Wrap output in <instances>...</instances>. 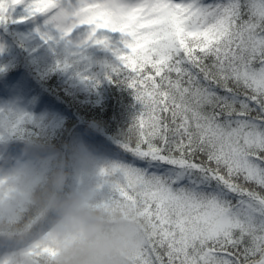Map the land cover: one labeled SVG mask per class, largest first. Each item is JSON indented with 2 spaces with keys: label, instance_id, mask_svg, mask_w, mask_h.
<instances>
[{
  "label": "snow or ice",
  "instance_id": "obj_1",
  "mask_svg": "<svg viewBox=\"0 0 264 264\" xmlns=\"http://www.w3.org/2000/svg\"><path fill=\"white\" fill-rule=\"evenodd\" d=\"M41 19L57 68L107 50L140 105L104 189L146 221L137 264H264V0H0V26ZM31 122L0 109V139Z\"/></svg>",
  "mask_w": 264,
  "mask_h": 264
},
{
  "label": "clouds",
  "instance_id": "obj_2",
  "mask_svg": "<svg viewBox=\"0 0 264 264\" xmlns=\"http://www.w3.org/2000/svg\"><path fill=\"white\" fill-rule=\"evenodd\" d=\"M113 162L82 142L57 148L43 133L27 137L18 161L0 166V259L137 264L146 221L135 205L104 191L123 179Z\"/></svg>",
  "mask_w": 264,
  "mask_h": 264
},
{
  "label": "trees",
  "instance_id": "obj_3",
  "mask_svg": "<svg viewBox=\"0 0 264 264\" xmlns=\"http://www.w3.org/2000/svg\"><path fill=\"white\" fill-rule=\"evenodd\" d=\"M42 23L41 19L0 26V42L7 45L2 44L0 52V98L8 100L9 89L18 84L26 110L9 109L32 118L31 123L23 125L22 133L0 139V166L12 164L16 151V156H21L24 140L41 133L57 148L82 136L105 153L102 159L119 160L124 152L121 135L128 132L140 105L131 89L115 82V78L111 82L106 78V65L115 57L92 46L85 50V59L61 70L56 67L57 61L70 58L61 45L52 49L40 40L36 28ZM82 75L97 83L81 79ZM44 107L55 112L41 118L38 114Z\"/></svg>",
  "mask_w": 264,
  "mask_h": 264
},
{
  "label": "rangeland",
  "instance_id": "obj_4",
  "mask_svg": "<svg viewBox=\"0 0 264 264\" xmlns=\"http://www.w3.org/2000/svg\"><path fill=\"white\" fill-rule=\"evenodd\" d=\"M5 45L7 46L4 42H0V46ZM62 47H64L63 44H60ZM65 48V47H64ZM2 107H8L11 108L13 111H18L22 112L26 110V101L21 99L19 94L17 93V85H13L10 89V98L7 100V98H0V108ZM55 112L53 110H50L48 108L43 109L42 112L38 114L39 117L43 118L47 116L49 113ZM73 141H78L86 144L89 149L93 152V154L99 158H102L105 153L102 152L101 150L97 149L96 147L90 146L86 143V141L81 137V136H75L73 138ZM17 151L15 153L14 161L13 163L17 162L20 157L16 156Z\"/></svg>",
  "mask_w": 264,
  "mask_h": 264
}]
</instances>
